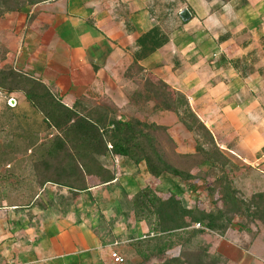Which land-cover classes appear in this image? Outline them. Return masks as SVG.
Wrapping results in <instances>:
<instances>
[{
	"label": "crops",
	"instance_id": "0c3cea01",
	"mask_svg": "<svg viewBox=\"0 0 264 264\" xmlns=\"http://www.w3.org/2000/svg\"><path fill=\"white\" fill-rule=\"evenodd\" d=\"M183 9L191 14L186 21ZM157 24L169 41L138 62L145 75L184 93L217 144L246 166L240 177L247 185L249 170L257 172L254 186L264 184V0L42 1L0 18V40L8 48L1 65L43 82L68 106L108 97L119 108H134L140 120L167 126L178 152L191 153L193 134L176 113L156 106L131 68L135 39ZM13 95L15 107L0 100L3 112L16 132H28L19 145L29 149L0 157V264H123L111 253L122 256L121 244L148 227L142 222L123 232L119 217L133 216L132 196L157 180L144 163L108 152L96 158L115 172L114 180L97 184L87 177V190L76 192L48 182L36 191L35 163L42 157L32 149L56 131L22 93ZM17 112L25 123L16 121ZM34 117L39 122L27 128ZM238 246L248 262L258 257ZM222 253L234 260L228 248Z\"/></svg>",
	"mask_w": 264,
	"mask_h": 264
},
{
	"label": "trees",
	"instance_id": "16d2710c",
	"mask_svg": "<svg viewBox=\"0 0 264 264\" xmlns=\"http://www.w3.org/2000/svg\"><path fill=\"white\" fill-rule=\"evenodd\" d=\"M42 1L47 0H0V18ZM168 41L169 36L158 24L138 36L131 68L143 78L144 88L156 106L176 113L193 134L195 150L191 153L176 150L167 126L140 120L134 108H119L108 97L102 98L99 104L81 99L68 106L43 82L9 64L0 67V89L6 93L21 92L29 105L42 115L46 127L56 131L51 139L41 141L32 149V154L39 153L42 157L35 163L36 191L48 182L76 192L87 190V177L97 184L114 180L115 172L96 158L108 152L124 156L137 165L144 163L157 183H146L131 199L133 218L148 227L144 235L135 236L131 241L134 253L140 258L136 264H225L228 257L210 244L199 243L193 251L188 248L200 234L225 235L233 216L242 215L246 209L251 210L252 219L259 221L264 230V191L254 193L249 200L241 197L234 180L244 172V167L217 144L184 93L163 80L145 75L138 62ZM7 52L8 48L0 41L1 60ZM12 152L14 149L1 145V157ZM195 170L203 174L197 176ZM165 175L188 182L192 193L196 186L191 182L197 177L202 179L209 195L215 198L214 204L197 202L190 208L178 185L163 193L158 184ZM175 248L178 252L170 257Z\"/></svg>",
	"mask_w": 264,
	"mask_h": 264
},
{
	"label": "rangeland",
	"instance_id": "374dc122",
	"mask_svg": "<svg viewBox=\"0 0 264 264\" xmlns=\"http://www.w3.org/2000/svg\"><path fill=\"white\" fill-rule=\"evenodd\" d=\"M2 60L0 59V67L4 65V64L1 65ZM4 108L5 105L0 101V147L2 140L14 139L18 142L17 147L14 148V152L22 153L23 151L26 150L25 147L19 145L20 144L19 141L21 142L26 141L29 137V134L28 132H20V133L16 132V128L14 126L15 123L7 122V120L11 121L13 119L10 117V115L7 116L3 112ZM168 113L172 116H175V114L172 112H168ZM15 114H18L16 116V121L19 124L23 122L25 123L26 120L19 119V117H21L20 115L21 113L17 112ZM27 118L33 119V116L32 117L29 116ZM36 121L37 118L34 117L32 126L26 125V127L27 128L34 127L37 124V122H39ZM241 166L244 167L243 170L245 172L246 166L245 165H241ZM256 173L257 172H254L253 170H249L246 173L247 174L246 176H248L247 179L251 181L250 185L249 184L247 185L248 180H245L246 178H241L240 177L241 175L234 180V186L239 190V195L246 200H249L254 193L259 191H264V184H258V186H254L256 180L253 177L255 176L254 174ZM195 174L198 176L199 174L202 175L203 172L199 170H195ZM191 183H193L194 186H196V190H198V192L193 194L188 182H182L180 179L172 175H165L164 177L161 178V181L158 184V188L161 189L163 193H168L170 189H174L175 185H178L183 189L184 193L181 196L183 197L184 202L190 208H193L197 202H202L207 206H211L214 204L213 199L215 198L209 195L208 190L206 188L207 184L204 183L202 179L197 177V179H194L193 182ZM257 189H262V190H257ZM217 205H220V203H218ZM132 217L133 216L130 217V215L128 217H122V216L119 217V222H124L122 225L123 232L126 231V233H128V231L133 229L132 226L134 224H137L138 226V224L142 223V221L140 222L135 221V219H133ZM229 240L234 241L238 245H240L241 243L242 245L248 247L249 249L257 253L258 257L255 258V261L254 259H252V261L248 262L247 258L250 257L249 254H247L245 250H242L240 246L231 243ZM199 243L210 244V246L211 245L214 246V249H216L221 253L224 248H228L230 251H232L231 258H233L234 260L232 261L230 260L225 264H263V259L260 258H264V230L262 224L259 221H255L252 219V212L250 209H246L242 215L233 216L232 225L230 226L229 230L225 235H219L218 233L215 232L200 234L197 237H195V239L193 240L192 244L188 249L190 251L196 250V247L199 245ZM227 243L230 244L231 246L229 245L226 246ZM119 249H122L120 252L125 259L123 264H136L140 260L138 255L134 253L133 248L131 247V242L129 243L126 242L121 244ZM116 250L117 249H115V251ZM118 251L119 250H117L116 252ZM176 253H177L176 249L172 250L169 253V256L170 257L174 256L176 255ZM152 261L154 262L156 261V259H153Z\"/></svg>",
	"mask_w": 264,
	"mask_h": 264
},
{
	"label": "built area",
	"instance_id": "2783aa9c",
	"mask_svg": "<svg viewBox=\"0 0 264 264\" xmlns=\"http://www.w3.org/2000/svg\"><path fill=\"white\" fill-rule=\"evenodd\" d=\"M0 100L4 101L5 104L9 107H15L17 105V99L13 95V93H6L5 91H3L1 89H0ZM196 227H198V226H196ZM175 249L178 252V248H175ZM111 257L117 263H123L124 262V258L115 251H113L111 253Z\"/></svg>",
	"mask_w": 264,
	"mask_h": 264
},
{
	"label": "water",
	"instance_id": "95a60500",
	"mask_svg": "<svg viewBox=\"0 0 264 264\" xmlns=\"http://www.w3.org/2000/svg\"><path fill=\"white\" fill-rule=\"evenodd\" d=\"M180 15L184 21L188 20L191 17V14L187 9H183Z\"/></svg>",
	"mask_w": 264,
	"mask_h": 264
}]
</instances>
